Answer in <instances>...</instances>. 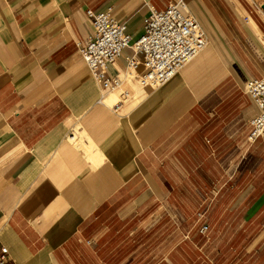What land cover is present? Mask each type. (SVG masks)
I'll return each mask as SVG.
<instances>
[{
	"label": "crops",
	"instance_id": "obj_1",
	"mask_svg": "<svg viewBox=\"0 0 264 264\" xmlns=\"http://www.w3.org/2000/svg\"><path fill=\"white\" fill-rule=\"evenodd\" d=\"M171 1L0 0L6 264H264V136L248 142L245 92L264 75V4L186 0L207 46L165 86L132 82L117 111L78 52L88 10L137 40Z\"/></svg>",
	"mask_w": 264,
	"mask_h": 264
},
{
	"label": "built area",
	"instance_id": "obj_2",
	"mask_svg": "<svg viewBox=\"0 0 264 264\" xmlns=\"http://www.w3.org/2000/svg\"><path fill=\"white\" fill-rule=\"evenodd\" d=\"M112 12V9L86 12L93 33L77 48L103 91L101 100L106 94L117 96L116 111L131 98L128 86L132 82L143 88L165 86L207 46L206 34L191 15L186 0H172L165 10H152L137 40L127 33L124 23L113 18ZM126 49L132 50V55L125 59L123 72L110 75V69ZM245 92L259 110V115L250 122L248 142L252 144L264 136V75L249 80ZM69 139L76 140L74 136ZM8 259L9 249L0 242V264H6Z\"/></svg>",
	"mask_w": 264,
	"mask_h": 264
},
{
	"label": "rangeland",
	"instance_id": "obj_3",
	"mask_svg": "<svg viewBox=\"0 0 264 264\" xmlns=\"http://www.w3.org/2000/svg\"><path fill=\"white\" fill-rule=\"evenodd\" d=\"M258 2L260 3V4H264V0H258ZM117 101V97L116 96H113L112 97V100H111V102L112 103H115ZM210 195H212V194H210ZM262 223H264V222H262V221H256L255 223H254V225H253V229L255 230V232H258V230L260 229V227H258L260 224H262ZM259 233V232H258ZM173 243L175 244L176 243V241L178 240V237H174L173 239ZM161 246L160 245H158V252L156 253V254H153L154 256H156V258H157V261H160V260H162V259H164V257L166 256V252H165V246L163 245V240L161 241ZM142 255V261H144V260H147L148 259V254H141Z\"/></svg>",
	"mask_w": 264,
	"mask_h": 264
}]
</instances>
